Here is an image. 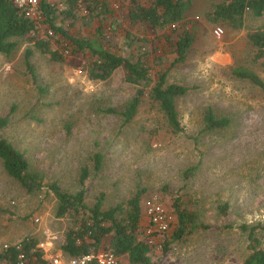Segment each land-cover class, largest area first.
Segmentation results:
<instances>
[{
	"label": "rangeland",
	"instance_id": "rangeland-1",
	"mask_svg": "<svg viewBox=\"0 0 264 264\" xmlns=\"http://www.w3.org/2000/svg\"><path fill=\"white\" fill-rule=\"evenodd\" d=\"M223 1L185 0L181 22L165 27L176 29L173 39L182 30L194 38L183 61L175 65L170 64L175 57L171 46L159 36L163 30L149 31L145 42L141 30L124 22L111 42L124 55L147 52L150 86L167 69V84L189 88L176 99L183 128L178 133L150 97V86L125 81L123 67L105 80L91 79L85 54H70L68 40L54 41L59 35L51 41L63 54L59 60L35 50L25 38H12L14 50L8 56L0 53V116H8L0 134L24 153L44 186L27 193L0 159V251L35 237L48 249L47 256L60 253L72 220L68 214L56 215L57 199L48 188L52 182L70 193L84 188L88 205L102 194L104 208L142 190V227L148 225V204L160 203L174 222L163 234L144 235L151 264H241L253 246L264 250V229L255 230L256 243L248 237L249 227L264 226V92L236 75L250 71L264 81V55L256 57L248 38L249 32L264 29V14L254 16L247 10L241 21H216L210 13ZM85 14L82 7L68 27L70 34L94 33L99 22H89ZM216 27L222 30L220 37L213 33ZM39 29L42 33L44 26ZM128 31L132 34L126 37ZM28 47L36 81L25 63ZM140 87L145 92L138 110L123 123L120 111ZM208 107L216 116L229 117L230 125L206 129L203 115ZM96 152L102 154L98 170ZM84 167L88 176L81 185ZM178 204L191 211L196 227L173 240ZM120 258V264L128 259Z\"/></svg>",
	"mask_w": 264,
	"mask_h": 264
},
{
	"label": "trees",
	"instance_id": "trees-1",
	"mask_svg": "<svg viewBox=\"0 0 264 264\" xmlns=\"http://www.w3.org/2000/svg\"><path fill=\"white\" fill-rule=\"evenodd\" d=\"M61 4L62 7H58ZM185 0H39L38 10L41 19L35 21L25 16L24 10L13 3L12 0H0V53L8 56L17 43L13 37L25 38L31 46L42 54L48 55L53 60L62 59L63 54L59 49L51 47L54 36L59 35L54 41L60 43V38L68 40L70 54H85L87 74L91 79L105 80L118 68L126 71L125 81L132 84L150 86V64L146 51L135 53L129 51L127 55L119 53L111 43L116 37L118 29L126 22L130 27L143 32V41H149V31L163 30L161 37H165L167 44L171 46V52L175 57L170 64L175 65L183 61L194 38L190 31L182 30L173 39L172 34L176 29L167 30L165 27L176 25L184 17ZM84 8L89 22H99L91 36H78L68 32V27L74 24L78 18L77 12ZM254 16L264 14V0H225L216 3L210 15L216 21L232 22L241 21L246 11ZM69 23L63 24V21ZM44 26L41 33L40 27ZM165 29V30H164ZM51 31V34H48ZM170 31V32H169ZM132 32H126L129 37ZM134 34V33H133ZM248 38L256 51V57L264 55V29H256L248 33ZM132 40H130L131 42ZM33 50L28 47L25 51V63L30 71L33 81H36L30 57ZM149 54V53H148ZM167 69L158 74L157 80L150 86L149 95L157 103L172 132L183 130L178 119L176 99L188 92L189 88L178 83H166ZM236 75L247 79L252 84L260 87L264 92V81L250 71H237ZM39 91L44 89L37 85ZM145 90L140 87L135 95L127 101L124 109L120 111L123 123L129 122L138 110ZM113 111V109H109ZM205 128L224 129L231 123L229 117L216 116L208 107L203 115ZM8 123V116H0V129ZM0 159L6 173L18 181L27 193L33 194L40 190L44 184L42 176L30 170L28 160L23 152L17 149L9 140L0 134ZM95 169L102 165V154L96 152L93 155ZM88 176L86 167L81 169L79 182L84 184ZM48 188L57 199L56 215L61 217L68 214L72 220V226L66 231L64 244L60 247L66 256H80L89 251L109 250L117 256L126 255L131 264H151L148 255L150 245L146 237L140 231L141 220V195L138 190L131 198L116 203L108 208L103 207V195H98L92 205L85 200V189L81 188L76 193L63 190L56 182L48 185ZM221 208L226 209L223 205ZM177 226L171 239H180L183 235L192 232L196 225L193 224L192 213L180 204L176 206ZM243 230H247L242 225ZM264 229L262 225L249 227L248 237L251 243H256L255 230ZM142 235L143 237H140ZM35 237H25L20 242L2 248L0 262L11 264L20 253H24L28 262L36 260L46 264L41 259L42 250L36 247ZM164 242V250L168 247ZM253 253L241 264H264V250L252 247Z\"/></svg>",
	"mask_w": 264,
	"mask_h": 264
},
{
	"label": "built area",
	"instance_id": "built-area-1",
	"mask_svg": "<svg viewBox=\"0 0 264 264\" xmlns=\"http://www.w3.org/2000/svg\"><path fill=\"white\" fill-rule=\"evenodd\" d=\"M15 5L24 10L25 16L38 21L41 19V13L38 10L39 0H12ZM213 33L220 37L222 30L216 27ZM51 34V31H48ZM148 217V225L140 227V231L145 236H153L163 234L169 230L174 222V216L166 210L160 203H149L146 208ZM37 221V219H35ZM8 245H4L6 248ZM36 247L43 251L41 259L46 261V264H117L118 256L109 250L89 251L80 256H66L62 252L50 254L47 256L48 249L44 248L43 243H37ZM11 264H42L41 261L33 258L32 262H28L24 253L18 254L16 260Z\"/></svg>",
	"mask_w": 264,
	"mask_h": 264
},
{
	"label": "crops",
	"instance_id": "crops-1",
	"mask_svg": "<svg viewBox=\"0 0 264 264\" xmlns=\"http://www.w3.org/2000/svg\"><path fill=\"white\" fill-rule=\"evenodd\" d=\"M151 239V238H150ZM60 252H61V250H59ZM150 255V254H149ZM121 257V258H120ZM122 257L123 256H118V260H119V258H120V260L122 259ZM121 262V261H120ZM120 262L118 263L117 262V264H120ZM150 262H151V259H150ZM123 264H131V263H129V261H128V259H126V261L123 263Z\"/></svg>",
	"mask_w": 264,
	"mask_h": 264
}]
</instances>
